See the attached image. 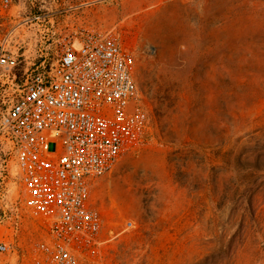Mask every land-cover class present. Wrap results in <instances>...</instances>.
I'll use <instances>...</instances> for the list:
<instances>
[{
    "label": "rangeland",
    "instance_id": "rangeland-1",
    "mask_svg": "<svg viewBox=\"0 0 264 264\" xmlns=\"http://www.w3.org/2000/svg\"><path fill=\"white\" fill-rule=\"evenodd\" d=\"M75 31L134 55L151 120L145 144L91 184L96 264H264V0H0L18 86ZM10 188L0 264H36L49 234L16 173Z\"/></svg>",
    "mask_w": 264,
    "mask_h": 264
},
{
    "label": "built area",
    "instance_id": "built-area-1",
    "mask_svg": "<svg viewBox=\"0 0 264 264\" xmlns=\"http://www.w3.org/2000/svg\"><path fill=\"white\" fill-rule=\"evenodd\" d=\"M58 44L57 63L18 86L17 58L0 34V197L16 173L25 209L50 237L36 264H96L103 220L91 184L145 144L151 120L134 55L115 36L75 31ZM5 218L0 207V226ZM10 252L0 230V256Z\"/></svg>",
    "mask_w": 264,
    "mask_h": 264
}]
</instances>
